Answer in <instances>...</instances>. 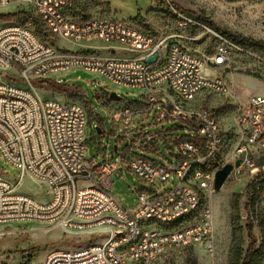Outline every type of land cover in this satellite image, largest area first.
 Masks as SVG:
<instances>
[{
    "label": "built area",
    "instance_id": "obj_1",
    "mask_svg": "<svg viewBox=\"0 0 264 264\" xmlns=\"http://www.w3.org/2000/svg\"><path fill=\"white\" fill-rule=\"evenodd\" d=\"M23 3L32 7L41 33L32 24L0 23V74L14 70L26 85L0 82V157L18 171L17 179L0 176V225L39 223L69 236L103 237L52 253L42 264H153L167 250L201 244L212 252L215 173L231 164L229 177L248 183L249 201L250 186L258 193L264 175L263 97H249L237 111L232 145L216 118L193 106L201 93L228 92L221 75L228 57L224 47L212 56L198 49L188 29L202 27L230 43L180 14V32L156 39L117 20L77 19L72 0H0V10ZM57 41L77 49L60 48ZM98 43L111 48L84 46ZM75 70L94 75L106 95L112 87L136 91L140 101L116 107L114 130L135 140L147 136L139 148L162 163L132 155V145L122 151L120 144L115 151L106 147L99 160L88 156L87 128L91 135L101 131L95 109L89 124L83 107L51 91H45L49 100H40L35 86L52 77L62 85L60 78ZM173 122L182 125L173 130L184 136L167 132L155 139L145 133L146 124ZM125 170L142 186L134 187V212L110 194V176ZM26 177L44 190L46 201L19 193Z\"/></svg>",
    "mask_w": 264,
    "mask_h": 264
},
{
    "label": "rangeland",
    "instance_id": "obj_2",
    "mask_svg": "<svg viewBox=\"0 0 264 264\" xmlns=\"http://www.w3.org/2000/svg\"><path fill=\"white\" fill-rule=\"evenodd\" d=\"M72 14L77 19H111L132 25L141 32L156 39L174 35L180 32V15L171 7L175 5L182 10L190 11L210 21L215 27L238 35L244 39L264 43V0H72ZM161 1L163 3H161ZM26 13L35 19V14L28 4L13 5L0 10V17H8L17 13ZM0 23H16V21H1ZM30 26L32 23H25ZM20 25V24H19ZM188 33L198 38V49L208 55H214L217 47H224L228 57V64L221 75L225 77L229 85L225 95L214 93H201L193 103L194 107L210 112L217 120L224 135L228 136V143L232 145L234 131V118L240 107H244L251 96L264 98V51L258 49L239 48L227 45L215 39L214 35L202 27H196ZM58 47L70 51L76 50V46L57 41ZM87 47L104 46L84 45ZM55 77L51 80L54 81ZM63 86L68 87L67 93L58 94L66 102L76 103L84 108L87 113L88 123L93 119L91 108H94L99 116L96 119L101 122V135H91L87 128V154L90 158L99 160L98 152L104 148L112 150L116 144H120L119 151L128 145H132V155L142 156L148 160L162 163L161 157L142 151L146 137L138 140L123 136L118 129V122L113 120L117 113L115 110L120 104L140 101L136 91L112 87L110 92H117L120 100L109 101L108 95L102 93L100 81L94 75L75 70L66 73L60 78ZM0 82L10 83L25 89L26 85L19 81L18 74L12 70L0 74ZM37 96L40 100H49L50 95L44 90L38 89ZM113 126V128H112ZM147 127L146 134L164 137L167 132L176 137L184 136L183 132L174 128L182 125L173 122L165 125H153ZM169 143V142H168ZM136 146V147H135ZM99 147V151L95 150ZM169 148L173 150L169 143ZM159 152L167 158L166 150L159 147ZM0 176L10 180L18 178V171L6 165L0 157ZM110 194L115 200L129 212H134L138 207V197L134 187H142L134 177L125 170L124 175L114 173L110 176ZM248 183L236 181L230 177L215 192L212 199L214 231L209 238L212 252H208L205 245L187 247L180 250H167L160 254L153 264H229L230 249L237 245L244 254L248 247L246 224L248 217ZM169 186L165 187V190ZM19 193L44 202L47 199L44 190L40 189L36 182L26 177ZM257 212L264 210V191L260 194ZM39 223H12L0 225V264H42L49 252L72 251L85 246L86 243L99 241L102 236H69L59 229H51ZM252 235L258 241L260 229L255 224ZM33 250H37L33 253Z\"/></svg>",
    "mask_w": 264,
    "mask_h": 264
},
{
    "label": "trees",
    "instance_id": "obj_3",
    "mask_svg": "<svg viewBox=\"0 0 264 264\" xmlns=\"http://www.w3.org/2000/svg\"><path fill=\"white\" fill-rule=\"evenodd\" d=\"M161 3H163L161 1ZM171 7L181 16L186 19L191 20L195 24L201 25L212 31L213 33L219 35L223 39H225L230 44L239 47V48H247V49H258L264 51V43L261 42H254L250 39H244L238 35H233L226 30L219 29L215 27L210 21L206 18L196 15L190 11L182 10L175 5H171ZM87 19V18H82ZM1 21H16L20 25H24L28 21H30L35 28V30L40 34L41 28L39 24L26 13H17L12 16L8 17H0ZM196 29V26L193 25L191 27V31ZM35 86L44 91H51L55 94H63L67 93L68 87L60 85L54 81H38L35 83ZM100 124V122H98ZM250 191L253 193L252 199L247 201L248 206V217H247V224H246V232L247 238L249 240L248 247L246 248L244 254L242 253L241 249L235 244L230 249V260L229 264H264V210L257 212L255 207L257 206L259 195L264 191V175L263 180L259 185V192H255V187L250 186ZM260 229V238L257 241L255 237L252 235V229L254 225ZM37 250H33L35 253ZM189 264H195L194 261L189 262Z\"/></svg>",
    "mask_w": 264,
    "mask_h": 264
},
{
    "label": "water",
    "instance_id": "obj_4",
    "mask_svg": "<svg viewBox=\"0 0 264 264\" xmlns=\"http://www.w3.org/2000/svg\"><path fill=\"white\" fill-rule=\"evenodd\" d=\"M155 55H153L151 58L146 60L147 64H150L154 61ZM108 99L109 101H114L118 102L120 100L119 96L115 92H111L108 94ZM101 131L97 130V134H100ZM114 151L116 150V146L113 147ZM239 166V161L235 162V167ZM232 171V165L231 164H226L224 165L221 169H219L214 176V191L218 192L222 185L225 183V181L228 179L230 176V173Z\"/></svg>",
    "mask_w": 264,
    "mask_h": 264
},
{
    "label": "crops",
    "instance_id": "obj_5",
    "mask_svg": "<svg viewBox=\"0 0 264 264\" xmlns=\"http://www.w3.org/2000/svg\"><path fill=\"white\" fill-rule=\"evenodd\" d=\"M102 47V46H101ZM104 48H111V47H109V46H103ZM77 49V48H76ZM51 229H59V230H61L60 228H51ZM61 232H62V230H61ZM62 252H64V251H62ZM54 253H59V252H54ZM50 254H52L51 252H49V255ZM48 256V255H47Z\"/></svg>",
    "mask_w": 264,
    "mask_h": 264
}]
</instances>
